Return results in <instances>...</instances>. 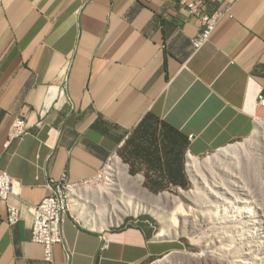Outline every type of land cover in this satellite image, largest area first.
Listing matches in <instances>:
<instances>
[{"label": "crops", "instance_id": "0c3cea01", "mask_svg": "<svg viewBox=\"0 0 264 264\" xmlns=\"http://www.w3.org/2000/svg\"><path fill=\"white\" fill-rule=\"evenodd\" d=\"M204 1L220 18L192 53L200 20L179 0H0V173L16 183L7 204L23 208L9 226L0 200V264H48L27 207L50 179L92 180L115 153L152 194L186 187L187 154L264 121V0ZM15 117L29 133L9 140ZM70 212L53 264H151L174 249L149 216L92 226Z\"/></svg>", "mask_w": 264, "mask_h": 264}, {"label": "rangeland", "instance_id": "374dc122", "mask_svg": "<svg viewBox=\"0 0 264 264\" xmlns=\"http://www.w3.org/2000/svg\"><path fill=\"white\" fill-rule=\"evenodd\" d=\"M262 123L264 124V121ZM257 134L255 127L251 136L245 140L223 148H244L250 145L248 153L252 155L250 164L243 161L241 171L234 177L230 176L228 183L224 185L223 188L228 187L226 190L230 191V195H226L227 199L214 200L209 194L201 191L204 200L197 202V205L207 214L204 223L196 218L190 227L188 222L185 223L177 238L158 237L173 243L174 249L151 264H264V136ZM220 150L211 152L200 161H211ZM188 175V185L180 189L195 191L196 186L190 174ZM214 182L218 181L215 179ZM214 182H207L206 186L214 189L211 186ZM91 187L104 189L105 185L103 181H97ZM125 187L128 189L127 185ZM141 187L146 189L142 184ZM164 192L179 196L178 187H170L153 195ZM191 207L192 210L198 211L196 205ZM133 216L151 217L155 221L156 234L160 232L161 221L153 212L126 214L123 220ZM182 255L185 256L181 257Z\"/></svg>", "mask_w": 264, "mask_h": 264}, {"label": "bare ground", "instance_id": "6f19581e", "mask_svg": "<svg viewBox=\"0 0 264 264\" xmlns=\"http://www.w3.org/2000/svg\"><path fill=\"white\" fill-rule=\"evenodd\" d=\"M256 133L264 136L262 122L257 123ZM249 148L250 145L244 148L235 146L220 150L211 161L191 158L187 163V172L196 190L179 189L178 197L168 192L157 196L149 193L141 187L142 178L130 177L127 167L118 157H114L107 161L105 167L98 173V181L104 182V189H92L91 186L96 182L94 180H81L71 182L66 186L65 191H60V200L67 209L65 216L73 211L80 220L85 221L84 223L97 226L98 223L101 225V222L105 225L119 222L126 214L134 215L150 211L161 221V235L177 238L182 228L184 229L185 223L188 222L190 227L196 218L204 223L207 214L197 205V202L204 200L202 192L209 194L214 200L227 199L226 195H230V191L226 190L228 187H223L228 183L230 176L234 177L238 171H241L243 161L250 164L252 155L248 153ZM215 179L218 182H214ZM207 182H214L211 185L214 189L207 187ZM191 205H196L198 211L192 210ZM90 210H93V213L88 215L87 212ZM262 248L264 249V245Z\"/></svg>", "mask_w": 264, "mask_h": 264}, {"label": "built area", "instance_id": "2783aa9c", "mask_svg": "<svg viewBox=\"0 0 264 264\" xmlns=\"http://www.w3.org/2000/svg\"><path fill=\"white\" fill-rule=\"evenodd\" d=\"M179 4L200 20L199 32L191 39V51L195 53L208 42L218 23L220 14L217 11H211L208 3L204 0H179ZM60 97H65L63 89L60 91ZM256 104L257 106L264 107V88L258 94ZM46 112V109L40 110L41 120L45 118ZM28 133L25 120L22 117H15L9 131V140L22 139ZM114 157L116 155L112 153L107 161L112 160ZM191 158L200 160L187 154V161ZM90 179L97 182L98 173ZM71 182L73 181L68 180V175L65 172L62 173L59 179H50L47 184L48 194L46 197L39 204L27 207V211L31 215L30 240L43 246V260L48 264H53V246L56 244L64 245L62 223L67 209L60 200V191H65L66 186ZM15 184L8 173L5 171L0 173V200L6 203V222L9 226H13L20 221L23 211L22 207L7 204L10 195H17ZM107 247L108 241L102 239L101 249Z\"/></svg>", "mask_w": 264, "mask_h": 264}]
</instances>
